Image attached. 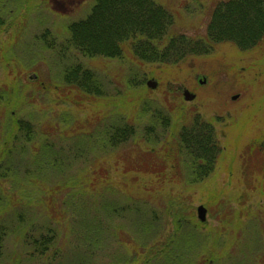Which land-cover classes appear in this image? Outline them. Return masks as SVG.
<instances>
[{
	"label": "rangeland",
	"instance_id": "obj_1",
	"mask_svg": "<svg viewBox=\"0 0 264 264\" xmlns=\"http://www.w3.org/2000/svg\"><path fill=\"white\" fill-rule=\"evenodd\" d=\"M154 1L173 17L169 34L200 39L218 0ZM93 2L0 0V220L9 228L0 264H142L162 258L151 249L170 241L162 264H264V156L251 169L242 157L247 144L264 140V42L247 50L218 43L176 63L143 62L129 48L120 58L60 50L67 26ZM76 64L102 84L96 101L74 103L79 94L61 83L62 70ZM156 113L212 121L222 151L207 179L186 185L168 166L147 175L128 167L148 150L139 134ZM16 119L28 122L31 140L16 138ZM119 119L134 124L133 142L107 152L87 142ZM132 199L144 201L136 204L146 219L105 214L104 206ZM180 211L194 226L175 232ZM145 222L153 223L146 231ZM48 226L55 237L39 254L31 236Z\"/></svg>",
	"mask_w": 264,
	"mask_h": 264
},
{
	"label": "trees",
	"instance_id": "obj_2",
	"mask_svg": "<svg viewBox=\"0 0 264 264\" xmlns=\"http://www.w3.org/2000/svg\"><path fill=\"white\" fill-rule=\"evenodd\" d=\"M1 23L2 20L0 27ZM172 24V15L154 0H94L84 18L67 26L68 38L60 50L71 48L87 58H120L124 49L129 48L131 54L140 61L164 63H176L187 55L208 54L218 43H231L240 50H247L264 42V0L215 1L205 25L204 37L200 39L191 38L184 33L169 34ZM61 80V83L79 94L77 97L79 100H72L74 103L81 100L96 101L103 95L102 84L97 75L81 64L63 69ZM11 97L7 98L5 103H10L13 100ZM153 117L139 134L143 143H149L150 146L145 144L148 150L142 153L140 151L141 160L135 158L128 167L147 175L161 172L168 166L174 177L178 176L177 179L184 181L186 185L197 184L207 179L222 151L212 121L203 119L197 113L191 114L188 121L182 120L180 115L171 120L157 113L153 114ZM13 124L16 138L31 140V129L27 121L16 119ZM136 135L133 123L119 119L109 125L103 123L89 133L87 139L90 140L87 142L97 144L107 152L133 142ZM262 155L264 156V140L247 144L242 157L247 168L251 169L252 158H256V163L259 164L258 158ZM261 165L264 166V161ZM103 189L112 191L107 182L103 184ZM137 201L128 200L125 207L104 206V212L112 217L131 215L135 220L146 219L147 215H144L146 209H140ZM138 202L144 204L143 200ZM171 206L173 205L170 203L169 207ZM177 213L173 215L175 232L183 226L185 229L191 228L189 224L194 226L191 214L182 211ZM145 224V231L149 230L147 225H153L150 222ZM92 227L99 232V224ZM8 230L6 222L0 220V260ZM42 230L43 228L39 231L38 237L31 236L34 251H38L39 254L47 250L55 237L52 232L49 234L51 231L49 226L45 231ZM169 243L151 249L153 256L163 253L162 258L149 262V257L145 256L142 264H162V259L165 256L169 257L167 250ZM79 261L80 259L77 264L81 263Z\"/></svg>",
	"mask_w": 264,
	"mask_h": 264
},
{
	"label": "water",
	"instance_id": "obj_3",
	"mask_svg": "<svg viewBox=\"0 0 264 264\" xmlns=\"http://www.w3.org/2000/svg\"><path fill=\"white\" fill-rule=\"evenodd\" d=\"M147 85L148 86H151V87H154L156 84H155V82L150 81V82H148ZM183 95H184V98L187 101L192 100V98L194 97L190 92H188L186 90L184 91ZM235 97H236V95L233 96V98H235ZM196 214H197V219L200 222H205L206 221V208L203 205L197 206V208H196Z\"/></svg>",
	"mask_w": 264,
	"mask_h": 264
}]
</instances>
